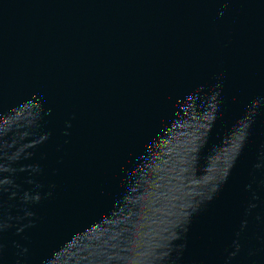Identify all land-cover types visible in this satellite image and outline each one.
Segmentation results:
<instances>
[{
	"label": "water",
	"instance_id": "water-1",
	"mask_svg": "<svg viewBox=\"0 0 264 264\" xmlns=\"http://www.w3.org/2000/svg\"><path fill=\"white\" fill-rule=\"evenodd\" d=\"M0 264H264V0H0Z\"/></svg>",
	"mask_w": 264,
	"mask_h": 264
}]
</instances>
